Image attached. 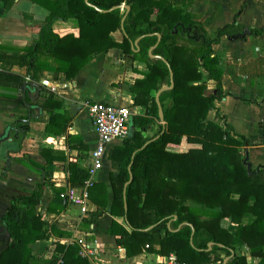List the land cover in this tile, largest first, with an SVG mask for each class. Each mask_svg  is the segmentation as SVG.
<instances>
[{"label":"trees","instance_id":"16d2710c","mask_svg":"<svg viewBox=\"0 0 264 264\" xmlns=\"http://www.w3.org/2000/svg\"><path fill=\"white\" fill-rule=\"evenodd\" d=\"M15 1L0 3L9 10ZM28 1L48 12L45 23L32 46L11 58L0 53V64L9 62L24 67L32 81L44 71L62 73L72 80L94 56L112 49L120 50L125 60L132 58L146 64L147 72L130 87L134 105L144 107L145 114L132 118L131 136L110 154L116 170L110 174V214L125 218L127 226L125 229L113 221L110 232L117 236L116 243L126 255L131 257L145 250L161 257L175 254L187 264H223V253L229 258L228 264H248L244 257L232 254L233 236L220 227L222 219H229L238 225L236 236L250 248L251 255L264 259V168L258 172L248 170L239 150L246 140L237 139L225 122L219 125L207 120L208 113L215 109V101L224 97L223 73L218 69L219 59L214 56L213 47L222 37L239 31L259 36L264 33V26L248 30L234 23L210 37L193 21L190 11L175 7L170 0H88L103 12L88 6L85 0ZM122 5L130 8L127 15L121 9L110 11ZM58 21L75 22L78 35H57L53 25ZM116 32L121 33L120 42L113 38ZM156 34L161 40L152 54L169 64L174 87L160 96L164 125H159L153 136L159 138L142 149L147 143L142 134L158 120L152 93L169 85L168 67L148 56L149 49L157 43ZM140 37L139 51L135 53L132 43ZM0 79L12 83L13 92L23 83L19 76L6 72H0ZM208 81L214 82L216 94H205ZM22 131L27 133L28 125H23ZM183 140L188 145L185 152L180 150ZM167 148L178 152H168ZM17 161L30 169L42 170L30 159ZM129 166L133 178L124 194ZM72 174L74 187H82L89 179L82 169L76 168ZM41 193L42 185L38 184L29 195L14 198L0 219V226L12 240L0 255V264H50L34 258L29 248L47 238V223L36 214ZM107 196L103 183L88 188V199L97 207L90 214L88 226L108 207ZM246 214L255 219L244 225ZM200 216L211 220L200 221ZM149 227L153 228L145 231ZM209 243H213L210 250ZM56 249L60 251V264H88L78 255L76 245H57Z\"/></svg>","mask_w":264,"mask_h":264},{"label":"crops","instance_id":"0c3cea01","mask_svg":"<svg viewBox=\"0 0 264 264\" xmlns=\"http://www.w3.org/2000/svg\"><path fill=\"white\" fill-rule=\"evenodd\" d=\"M170 1L175 7L190 11L193 21L210 37L234 23L248 30L264 26V0ZM47 16L45 9L28 0H16L9 10L0 3V53L8 58L21 55L23 49L37 40ZM53 31L61 37L78 35L73 21H58ZM113 38L120 42L121 33H114ZM213 52L219 59L218 69L223 73L224 97L215 101V109L208 113L207 120L219 125L225 122L237 139L246 140L239 150L247 169L258 172L264 168V33L256 36L239 31L224 36L213 47ZM0 72L17 75L23 82L13 92L10 89L13 84L0 79V219L14 198L27 196L38 184L42 185L36 214L47 223L48 232L46 239L29 246L32 256L58 264L61 255L57 245H76L78 255L88 264H158L167 257L145 250L128 257L117 245V236L110 232L113 221L127 229L125 218L110 214L113 201L110 174L116 172L110 154L122 147L123 141L114 140L109 144L102 168L95 175L91 177L88 171L90 153L96 144L89 106L102 102L127 107L133 113L131 118L143 116L145 108L134 105L130 87L147 72L146 64L133 61L129 67L121 51L112 49L94 56L72 80H67L62 73L44 71L32 81L24 67L9 62L0 64ZM23 84L28 85L24 93ZM206 84L205 94H216L214 82ZM36 93H40L39 98L32 102ZM152 95L155 98L156 94ZM48 98H51L49 102ZM23 125L29 127L25 134ZM159 125L162 124L158 118L142 134L147 143L155 138ZM187 148L183 140L180 150L185 152ZM167 151L176 153L178 149L167 148ZM25 159H30L42 170L30 169L17 161ZM76 168L89 174L82 187L72 185V172ZM99 183L107 188L109 204L88 226L90 214L97 209L88 199V188ZM254 219L252 214H246L242 224H250ZM199 220L211 218L200 216ZM167 227L171 229V223ZM220 227L233 236V255L244 257L248 264H264V259L252 256L250 248L237 238V224L222 219ZM11 241L0 226V255ZM221 256L223 264H228L229 258L223 253Z\"/></svg>","mask_w":264,"mask_h":264},{"label":"built area","instance_id":"2783aa9c","mask_svg":"<svg viewBox=\"0 0 264 264\" xmlns=\"http://www.w3.org/2000/svg\"><path fill=\"white\" fill-rule=\"evenodd\" d=\"M122 11L124 9H121ZM89 114L93 122L96 144L90 153V176L95 175L103 165V159L109 144L114 141H124L129 134V120L133 113L123 106L95 102L89 106ZM61 260L58 261V264ZM158 264H187L180 262L175 254L163 258Z\"/></svg>","mask_w":264,"mask_h":264},{"label":"water","instance_id":"95a60500","mask_svg":"<svg viewBox=\"0 0 264 264\" xmlns=\"http://www.w3.org/2000/svg\"><path fill=\"white\" fill-rule=\"evenodd\" d=\"M85 3H86L88 6L93 7L91 4L88 3V0H85ZM93 8H95V7H93ZM116 9H124V10L126 11V15H127V13L129 12V10H130V8H129L128 6H126V5H122V6H118V7H114V8H112L110 11H112V10H116ZM95 10H97L98 12H103V11L97 9V8H95ZM126 15H124V17H123L122 20H121V30H123V23H124V20H125V18H126ZM156 37H157V43H156L153 47H151V48L149 49V51H148V56H149L150 59H158V60H161L162 62L165 63V65L168 67V70H169V85L160 88V89L157 91L156 96H155V103H156L157 108H158V118H159L160 123H161L162 125H164V116H163V109H162V106H161V103H160V96H161L162 93L167 92V91H170V90L173 89V87H174V79H173V72H172V70L170 69L169 64H168V63H167L162 57L154 56V55L152 54L153 50L157 47V45L159 44V42H160V40H161V36H160L159 34H156ZM140 39H141V37L138 38L134 43H132V47H131V48H132V51L135 52V53H137V52L139 51V48H138V42H139ZM132 62H133V59H132V58L127 59V65H128L129 67L132 66ZM27 88H28V85H27V84H23V87H22V91H23V93L27 90ZM37 88H38V87H35L36 90H37ZM39 95H40V93H36L34 99H31V101H32V102H35V101L39 98ZM26 107H27V108H31V106H29V105H26ZM38 108L40 109V107H38ZM128 126H129V134H128V137H130L131 134H132V131H133L132 118L129 120V124H128ZM164 130H165V129L163 128L161 134L164 133ZM158 138H159V136H157L156 138H154V139L151 140V141H154V140H156V139H158ZM151 141H149V142H151ZM149 142H148V143H149ZM148 143H146V144L142 147V149H143ZM135 153H136V152H135ZM135 153L132 155V159H133ZM130 166H131V165H130ZM130 166H129V180H128V182H127V183L125 184V186H124V194H125L126 187L131 183L132 178H133V177H132V173H131V171H130ZM125 210H126V204H125ZM174 219H176V217H174ZM152 228H153V227H149V228L146 229L145 231H149V230H151ZM191 230H192V236H193V233H194V229H193V227H191ZM212 245H213V243H210L208 247L210 248Z\"/></svg>","mask_w":264,"mask_h":264}]
</instances>
